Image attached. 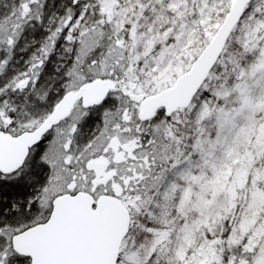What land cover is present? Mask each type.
I'll return each mask as SVG.
<instances>
[{
  "label": "snow or ice",
  "instance_id": "snow-or-ice-1",
  "mask_svg": "<svg viewBox=\"0 0 264 264\" xmlns=\"http://www.w3.org/2000/svg\"><path fill=\"white\" fill-rule=\"evenodd\" d=\"M0 264H264V0H0Z\"/></svg>",
  "mask_w": 264,
  "mask_h": 264
}]
</instances>
